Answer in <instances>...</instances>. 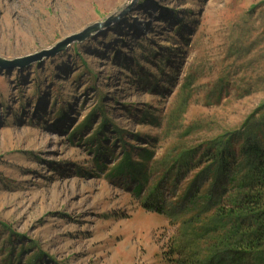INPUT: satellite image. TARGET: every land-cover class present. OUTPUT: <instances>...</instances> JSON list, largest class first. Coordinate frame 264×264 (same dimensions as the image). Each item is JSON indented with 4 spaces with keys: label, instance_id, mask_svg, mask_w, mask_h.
<instances>
[{
    "label": "rangeland",
    "instance_id": "1",
    "mask_svg": "<svg viewBox=\"0 0 264 264\" xmlns=\"http://www.w3.org/2000/svg\"><path fill=\"white\" fill-rule=\"evenodd\" d=\"M131 1L0 0V56L52 48ZM249 129L264 140V0H137L55 56L0 67V264H167V216L108 168L124 143L155 140L161 157Z\"/></svg>",
    "mask_w": 264,
    "mask_h": 264
},
{
    "label": "trees",
    "instance_id": "2",
    "mask_svg": "<svg viewBox=\"0 0 264 264\" xmlns=\"http://www.w3.org/2000/svg\"><path fill=\"white\" fill-rule=\"evenodd\" d=\"M188 102L185 96L183 103ZM174 115L179 116L171 112L170 122ZM155 120L145 113L143 121ZM102 129L92 138L101 145L96 138ZM248 131L181 146L161 157L153 149L155 140L152 148L124 143L128 148L122 146L121 158L108 168L107 176L144 196V208L167 216L174 228L167 264H264V140ZM115 132L122 139V132ZM104 166L97 157L95 168Z\"/></svg>",
    "mask_w": 264,
    "mask_h": 264
},
{
    "label": "water",
    "instance_id": "3",
    "mask_svg": "<svg viewBox=\"0 0 264 264\" xmlns=\"http://www.w3.org/2000/svg\"><path fill=\"white\" fill-rule=\"evenodd\" d=\"M137 0H132L126 8L122 9L117 13H113L109 15L105 20L95 22L86 28H84L80 32H76L66 36L63 40L56 43L55 46L52 48L42 49L40 51L27 54L26 56L17 57L14 59H7L0 56V67L3 68H15V67H23L26 65H30L33 62H37L42 60L43 58H49L51 56H55L59 51L66 48L69 44L75 41H83L88 36L92 35L93 33L101 30L104 27L109 26L110 24L117 21L119 18L124 16L136 3Z\"/></svg>",
    "mask_w": 264,
    "mask_h": 264
}]
</instances>
